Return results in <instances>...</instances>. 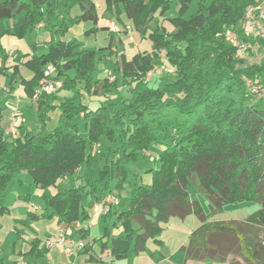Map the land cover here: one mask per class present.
<instances>
[{
	"label": "trees",
	"instance_id": "1",
	"mask_svg": "<svg viewBox=\"0 0 264 264\" xmlns=\"http://www.w3.org/2000/svg\"><path fill=\"white\" fill-rule=\"evenodd\" d=\"M104 1L107 12L118 20L123 13L134 30L152 42L150 52L130 58L119 53L110 73L97 78L93 73L99 51L75 39H51L43 53L16 51L11 73L6 66L8 55L1 56L0 75H7L10 85L20 74L19 66L30 70L29 78L20 75L28 99H34L47 64L54 67L50 79L60 87L52 93L40 91L34 99L40 127L58 108L51 130H31L20 123L12 139L0 127V200L23 170L35 184L58 187L75 168L90 161L94 147L104 158L96 178L85 173L73 187L52 196L42 193L48 205L38 217H56L66 227L78 217L87 221L95 203L108 194L116 197L115 192L120 196L128 186L126 208L114 209L116 197V203L101 214V238L110 239L109 264L129 252L136 256L146 251L148 239L162 244L155 237L169 219L189 214H195L199 224L183 248L181 264H234L226 262L231 254L248 264H264V97L246 91L242 78L264 85V61L247 64L237 57L240 41L257 39L264 48V38L247 34L239 26L259 0H176V13L168 18L172 31L155 16L162 17L170 9L169 0ZM192 1L196 10L185 18ZM74 8L79 12L72 16ZM86 21L92 24L87 34L108 30L98 26L93 0H0V39L5 35L23 38L39 24L47 32L62 35ZM228 30L235 34L236 43L228 39ZM113 38L109 36V51H113ZM161 52L173 72L149 87L148 73L160 64ZM121 89L127 95L119 94ZM85 97L104 100L91 108L84 103ZM153 145L162 147L157 166L145 171L150 175L145 182L133 165ZM190 180L208 198V214L198 201L188 199ZM242 201H255L260 207L244 220L210 219L227 203ZM5 210L0 205V213ZM117 228L121 231L115 236ZM30 245L28 253L37 258L45 254V250L37 251L39 239ZM89 262L103 264L92 254Z\"/></svg>",
	"mask_w": 264,
	"mask_h": 264
},
{
	"label": "rangeland",
	"instance_id": "2",
	"mask_svg": "<svg viewBox=\"0 0 264 264\" xmlns=\"http://www.w3.org/2000/svg\"><path fill=\"white\" fill-rule=\"evenodd\" d=\"M93 1L95 2L97 14L99 16L100 26L107 27L108 32L101 29L95 33L87 34L85 33V30L89 29L92 24L90 21H86L74 25L62 35L56 33L52 34L44 29H36L32 33H27L23 38H17L13 35H5L0 39V62L1 56L3 54H7L8 59L6 61V66H10L8 73H11L13 70L12 66L17 63L14 58L16 51H21L23 53L27 52L29 54L33 52L43 53L46 51V42L51 39L54 42L59 39H75L81 44V46H84L87 49L98 50L99 60L93 73V76L96 78L103 77L110 73L109 68L113 64L115 58H117V54L124 53L127 58H130L137 52H150L152 50V42L134 30L132 23L124 16L123 13L120 14V20H118L115 15L105 10L104 0ZM169 3L170 9L166 11L162 17L159 16V13H156L155 16L159 20V23L165 27L167 31H172L173 28L171 27L168 18L172 17L176 13V0H169ZM263 5L264 0H259L255 6L261 7ZM195 10L196 2L192 1L188 10L184 14V17L188 18L195 12ZM78 12V8H74L71 11V15L74 16L75 14H78ZM254 14V12H252L251 15H248L247 13L245 14L244 19L239 25L243 28V31L248 30L254 34L256 33ZM110 23L114 25V31L110 29ZM110 35H113L114 37L110 46L113 48V51H109L106 47L109 43ZM258 35L264 38V30ZM232 42L236 43V41ZM237 44V57L244 59L247 64H260L264 61V48L259 44L257 39L253 41H240ZM159 57L160 64L154 65L153 70L148 73L147 80L149 87H155L161 77L173 72V67L169 65L163 52L159 54ZM23 60L24 59H22V61ZM19 72L20 74H16V78L11 85L10 78L7 75H0V111L5 113L7 109L8 114L12 111H16L20 116L18 124L21 123L22 116H24V125L31 130H51L57 122L59 115L58 108L50 112L51 118L46 121L44 127H40L34 99L30 100L26 98L22 85L20 84V75L24 78H29L31 72L22 65L19 66ZM242 78L245 81L246 91L256 98L264 97V85L254 83L247 77ZM5 89L7 90L4 91ZM57 93L58 95H68L67 92ZM119 94L127 95V92L125 89H121ZM113 97H115L114 93L111 94V98ZM21 100L23 103H27V105H23V103L20 102ZM103 100V97H85L83 101L91 108H95ZM6 136L9 135L6 133ZM161 147V145H153L150 151L144 152L143 156L133 165L134 170L141 173L145 182H149L150 180V175L145 171L157 166V153L160 151ZM100 153L101 151L93 147L91 150V155L93 157L90 161L81 169L75 168L73 170V175L61 180L58 187H43L40 184H35L32 181L31 176L24 170L16 174L14 180L10 182L3 199L0 201V205L8 208V212L0 214V242L3 244L2 251L5 254L9 251L8 244L12 238L10 236H13L15 229L23 232L27 240L28 238H33L34 236H38L42 240L47 236V234L57 232V226H61V228L66 227L61 222L57 223L58 219L56 217L47 218L46 216H40L38 219H33L27 214V212H34L37 215H40L43 212V207L48 205L42 197V193L44 192L47 193L48 196H52L60 189L62 190L68 187H73L76 185L79 176L85 173L92 179L96 178L97 170L104 162V158L100 156ZM128 192V186L124 188L120 196H118L115 192L117 203L114 205V209L118 211L126 208V197H128ZM24 196L27 197V200L24 199ZM188 199L190 201H198L204 213H209V200L205 195L201 194L197 190L193 180H190L188 185ZM31 205H34L37 209L34 210L29 208ZM259 207V203L255 201L227 203L224 205L221 212L211 215L210 219L216 221L229 219L244 220ZM22 220H27L28 225H25ZM198 224L199 221L195 214H189L184 219L171 217L162 232L155 237L163 240L165 244L158 245L154 243L153 239H148L146 243V251L136 256H133L129 252L127 257L116 259L113 261V264H158L157 262L160 259L162 260V256L169 257L167 259V264H180L179 260L182 256V251L179 250L180 245H182V241L184 240L187 242V239L184 238L187 236L188 232L196 228ZM103 226L104 223L101 214L94 215L87 221L81 220L79 217L76 218L69 226L66 227V229L71 233L73 238L76 237L83 244L82 247L79 248L80 251L77 252L74 250L76 252H74L75 254H73L70 258H68L60 249L52 250L51 254L55 251H61L64 256L63 261L66 264H94L89 262V254L95 256L99 263L109 264L110 239L105 242L106 238H101ZM82 228L86 230V235H83L81 230ZM120 231V228L114 229L113 234L116 236L120 233ZM261 234L262 233L259 235ZM4 253L3 255H5ZM46 259L49 260L50 257L47 256ZM226 262H233L234 264H248L247 262H243L237 255L234 254L229 255Z\"/></svg>",
	"mask_w": 264,
	"mask_h": 264
},
{
	"label": "crops",
	"instance_id": "3",
	"mask_svg": "<svg viewBox=\"0 0 264 264\" xmlns=\"http://www.w3.org/2000/svg\"><path fill=\"white\" fill-rule=\"evenodd\" d=\"M98 26H100V23L98 22ZM36 29H43V27L42 26H40V24L39 25H37V28H34L32 31H31V33L33 32V31H35ZM107 32H108V30H107ZM61 40V39H60ZM57 41V40H56ZM66 41H70V40H66ZM27 53V52H26ZM7 89H5L4 91H6ZM25 95V94H24ZM27 98V97H26ZM21 103H23V101L21 100L20 101ZM20 105V104H19ZM23 105H27V103H23ZM29 105V104H28ZM1 108V107H0ZM8 113H7V109H6V111H5V113H3L2 111H0V116L2 117L1 118V122H0V127H2V128H4V130L6 131L7 130V123H8ZM23 119H24V116H22V121H21V124H24V121H23ZM22 196V195H21ZM1 201V200H0ZM6 208V210L4 211V212H2V213H6V212H8V208L7 207H5ZM29 208H31V209H34V210H36L37 209V207L36 208H34V207H32V206H29ZM2 213H0V214H2ZM31 212H27V214L31 217V214H30ZM32 214H34V215H36L37 217L36 218H33V219H38V218H40V217H38V215L37 214H35L34 212H32ZM94 215H97V214H91V217H90V219L94 216ZM36 221V220H35ZM22 222L25 224V225H28V221L27 220H22ZM57 223H59L58 221H57ZM56 223V224H57ZM64 225V224H63ZM166 225V224H165ZM197 227V226H196ZM57 228H58V230H57V232H59V231H62V230H65L66 229V227H64V228H61V226H57ZM165 228V227H164ZM195 229V228H194ZM193 229V230H194ZM193 230H190L189 232H188V234H187V236L184 238V239H187V242H188V238L187 237H189V235H190V233L193 231ZM57 232H55V233H57ZM82 232H83V235H86V230L84 229V228H82ZM55 233H49V234H47V236H49V235H51V234H55ZM34 236V235H33ZM32 236V237H33ZM46 236V237H47ZM82 236V235H81ZM10 237H12L11 238V240H10V242H9V244H8V249H9V251H8V253L7 254H5L3 251H2V248H3V244L0 242V264H61V263H64V261H63V259H64V256H63V254L61 253V251H59V252H54L53 254H51V252H52V250H56V249H60V250H62V252H64L65 253V255L68 257V258H70V257H72L73 256V254H75L74 252H78V251H80L79 250V248L80 247H78V245L79 244H81V247H82V243L76 238V237H74L73 238V236H72V238L74 239V241H75V245L70 249V250H68V249H66V248H64V247H61V246H56V247H53V248H51V249H45V248H42L41 247V245H39L38 246V248H37V251L38 252H41V251H43V250H45L46 252H45V254L42 256V257H40V258H37V257H35L32 253H28V251L30 250V247H31V245H30V242H32V241H34V240H36V239H39V240H41V238L40 237H38V236H34L33 238H28V240L25 238L26 236L24 235V233L23 232H21V231H19V230H14V234H13V236L11 235ZM45 237V238H46ZM156 239H158V238H156ZM158 240H160V239H158ZM161 242H162V244H165L164 242H163V240H160ZM186 240H184V241H182V245H180V248H179V250H181L182 251V256L180 257V264H181V262H182V260H183V248L187 245V242H185ZM74 250H76V251H74ZM3 253L5 254V255H3ZM60 255H59V254ZM47 256H49L50 257V259L48 260V259H46L47 258ZM171 257V256H170ZM169 257L168 256H162V260L160 259L157 263L158 264H167V259H168ZM181 258H182V260H181ZM109 261H110V259H109ZM110 263V262H109ZM64 264H66V263H64Z\"/></svg>",
	"mask_w": 264,
	"mask_h": 264
},
{
	"label": "built area",
	"instance_id": "4",
	"mask_svg": "<svg viewBox=\"0 0 264 264\" xmlns=\"http://www.w3.org/2000/svg\"><path fill=\"white\" fill-rule=\"evenodd\" d=\"M252 12H254L255 17V27H256V33L260 34L264 30V5L261 7H251L248 9L247 14L251 15ZM110 29L114 31V25L110 23L109 25ZM247 34H250L252 32L245 30ZM227 36L231 41H236V36L233 32L228 31ZM54 71V67L51 64H47L44 71H43V79L41 81V85L36 89V94L40 91L44 92H56L59 87V82H54L50 79L52 73ZM36 94L34 95V99L36 97ZM20 116L17 114L16 111H12L8 116V127H7V134L9 135V138H15L17 136V126L19 125ZM116 203V197L112 194L106 195L103 200L99 203H95L92 206V211L94 214H102L106 213L112 205ZM32 207L36 208L34 205H31ZM75 241L71 236V233L69 231H59L55 234H51L47 236L46 238L40 240V245L42 248L45 249H51L56 246L64 247L68 250H70L74 245ZM78 247H81V244L78 245Z\"/></svg>",
	"mask_w": 264,
	"mask_h": 264
}]
</instances>
